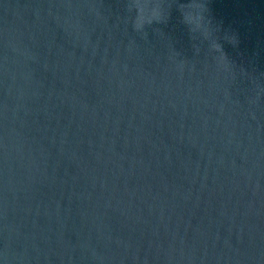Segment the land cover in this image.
<instances>
[{
  "label": "water",
  "instance_id": "1",
  "mask_svg": "<svg viewBox=\"0 0 264 264\" xmlns=\"http://www.w3.org/2000/svg\"><path fill=\"white\" fill-rule=\"evenodd\" d=\"M124 5L0 0V264H264V0Z\"/></svg>",
  "mask_w": 264,
  "mask_h": 264
},
{
  "label": "clouds",
  "instance_id": "2",
  "mask_svg": "<svg viewBox=\"0 0 264 264\" xmlns=\"http://www.w3.org/2000/svg\"><path fill=\"white\" fill-rule=\"evenodd\" d=\"M166 3L176 7L180 13L181 22L194 38L200 37L206 40L212 52L219 53L220 59L228 60L220 40L237 47L239 38L237 34L229 30H224L221 36L216 35L220 32V27L213 23L209 15L208 0H125L127 20L132 30L147 34L146 27L154 23H167L173 6L165 11Z\"/></svg>",
  "mask_w": 264,
  "mask_h": 264
}]
</instances>
